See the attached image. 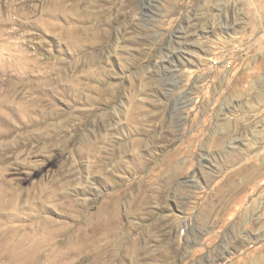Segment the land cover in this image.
<instances>
[{
  "label": "rangeland",
  "instance_id": "obj_1",
  "mask_svg": "<svg viewBox=\"0 0 264 264\" xmlns=\"http://www.w3.org/2000/svg\"><path fill=\"white\" fill-rule=\"evenodd\" d=\"M263 104L264 0H0V264H264Z\"/></svg>",
  "mask_w": 264,
  "mask_h": 264
},
{
  "label": "bare ground",
  "instance_id": "obj_2",
  "mask_svg": "<svg viewBox=\"0 0 264 264\" xmlns=\"http://www.w3.org/2000/svg\"><path fill=\"white\" fill-rule=\"evenodd\" d=\"M77 30H79V31H81V33H80V35L81 36H83V35H87V34H90V31L93 29V27H77L76 28ZM76 30V31H77ZM94 30H95V28H94ZM75 31V32H76ZM92 32H93V30H92ZM76 34V33H75ZM76 36V35H75ZM92 36V35H91ZM90 36V37H91ZM94 37V36H93ZM84 38V37H83ZM92 38V37H91ZM79 40V39H78ZM90 40V39H89ZM83 41V40H82ZM86 41V40H85ZM264 105V104H263ZM244 170H247V168L246 167H242V168H239V169H237L236 171H232V174H230L229 176H233V175H235L236 173H238V172H241V171H244ZM53 244V243H52Z\"/></svg>",
  "mask_w": 264,
  "mask_h": 264
},
{
  "label": "built area",
  "instance_id": "obj_3",
  "mask_svg": "<svg viewBox=\"0 0 264 264\" xmlns=\"http://www.w3.org/2000/svg\"><path fill=\"white\" fill-rule=\"evenodd\" d=\"M212 63H214V64H215L216 62H215L214 60H212Z\"/></svg>",
  "mask_w": 264,
  "mask_h": 264
}]
</instances>
